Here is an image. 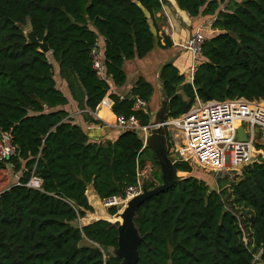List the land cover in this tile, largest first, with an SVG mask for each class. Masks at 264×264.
<instances>
[{
  "label": "trees",
  "instance_id": "trees-1",
  "mask_svg": "<svg viewBox=\"0 0 264 264\" xmlns=\"http://www.w3.org/2000/svg\"><path fill=\"white\" fill-rule=\"evenodd\" d=\"M175 1L190 17L213 18L214 32L206 34L193 82L174 63L161 67L169 117L187 112L196 96L264 100V0ZM167 4L0 0V131H10L18 147L16 156L0 159V264H121L109 251L118 246V222L78 223L94 212L87 188L92 185L101 199L121 195L151 163L150 177L143 180L153 189L163 181L158 159L136 130L115 140L92 139L66 109L69 98L56 73L80 110L95 111L110 85L93 68L91 47L103 38L106 74L116 86L124 85V62L154 49ZM28 24L40 40L46 36L51 53L27 42ZM171 45L167 36L163 46ZM153 94L154 86L140 77L127 96L110 94L112 110L148 125L151 113L135 110L134 98L149 102ZM99 114L115 119L109 109L100 107ZM84 117L102 124L89 111ZM175 165L192 174L137 209L135 222L144 236L138 264H252L260 250L264 262V157L245 166L237 181L218 178V188L188 163ZM33 177L41 181L39 188L29 185ZM108 212L116 215L118 207Z\"/></svg>",
  "mask_w": 264,
  "mask_h": 264
},
{
  "label": "built area",
  "instance_id": "built-area-1",
  "mask_svg": "<svg viewBox=\"0 0 264 264\" xmlns=\"http://www.w3.org/2000/svg\"><path fill=\"white\" fill-rule=\"evenodd\" d=\"M170 27L174 29L173 19L167 16ZM206 34L202 28L194 30L189 40L186 39L181 47L192 54L193 64L190 68L189 82H193L196 67L203 55V46L206 42ZM90 59L93 68L99 78L107 81L110 78L106 74L104 64L103 46L100 39L90 49ZM134 109L150 113L149 103L140 96H135ZM166 129L172 132L169 139L174 148L177 159L188 163L193 168H201L221 177L222 174L231 173V169L242 170L245 166L264 157V150L258 148L256 143L259 133L264 136V100H248L240 97L226 100L202 101L198 96L191 108L180 117H168L164 123ZM244 126L248 135L246 141L238 139V127ZM115 126L125 130H144L147 134L155 127V124L141 125L135 115L126 118L117 116ZM18 154V147L14 143L13 134L10 131H0V159H8ZM152 165L148 163L138 171L137 183L125 187L121 195L111 196L103 200L106 207L126 204L133 197L143 192V176L151 172ZM150 174V173H149ZM30 186L39 188L41 181L33 177ZM244 242L248 245L246 228L240 224ZM262 250L254 254L252 264H258L261 260Z\"/></svg>",
  "mask_w": 264,
  "mask_h": 264
},
{
  "label": "crops",
  "instance_id": "crops-1",
  "mask_svg": "<svg viewBox=\"0 0 264 264\" xmlns=\"http://www.w3.org/2000/svg\"><path fill=\"white\" fill-rule=\"evenodd\" d=\"M167 1L168 4L164 7V12L162 13V17L167 16L166 15L167 7L171 9L172 15L174 17L173 8H175L176 12H178L182 16L184 21L188 24V26L192 28V32L194 31L193 30L194 27L195 29L202 28L203 32H205V34L207 35H210L214 32L211 26L213 18L205 17V16H199L194 18L190 17L186 11L179 8L175 0H167ZM185 14L188 17V19L184 16ZM160 15L161 14L158 13L157 17H159ZM173 17H172L174 23L173 30L172 29L167 30L168 29V26H166L167 20L162 19L159 21L157 44L152 51H150L146 56L142 58L136 57L132 60H127L124 62V70L127 75V79L124 85L116 86L110 79V89L107 95L105 96V98L102 100V102L104 101L110 102L109 110L115 117V119L112 122L107 121L106 119L99 116V110L102 102L98 105L95 111H90L87 109L80 110L78 102L75 101L72 97L68 84L62 78L58 80L59 86L69 98V103L66 105V109L70 112V116H72L74 121L80 124L86 130V132L90 135L92 139L99 141L115 140L123 132L122 130L118 129V127L115 126L117 115L112 110L113 101L110 98L111 93H117L121 97L127 96L130 93V90L132 89L134 84L137 82V80L140 77H144L148 82H150L154 86V94L152 96L151 101L148 102L150 113L152 114L160 108V107L156 109L153 108L154 101L158 97L160 100V104L162 101V88H161L162 81L160 80V70L161 67L166 62H169L171 59H174L173 63L179 68L180 72L186 76V81H189L190 68L193 64V58L191 53H190V58L187 57L186 54L187 51L184 50L180 45L187 38L188 30L186 27L180 24L179 21L175 19V17L174 18ZM167 36L172 41V45L170 47L163 46L166 43ZM102 39L103 38L101 37L100 42L103 46ZM88 111L91 112V115L95 119L101 120L102 124H95L88 122L84 117V113ZM258 139L260 142H264V136L261 133H259ZM260 142H257L256 145L262 146ZM169 146H170V153L175 154L176 152L174 148H172L171 142H169ZM262 147H263L262 149L264 150V146ZM179 172L182 175L184 174L185 176H189L192 174L189 172H182V171ZM231 176L233 177L235 175L225 173L221 177L211 176L212 179L208 180V183L211 185V187L218 188V182H217L218 178H224V177L232 178ZM201 178L206 180L205 177H201ZM86 194L88 196L90 204L94 207V212L86 213V215L84 216L85 218L83 217L84 220H87L84 225H87L99 219H106L111 222H114L113 220H111V218L112 216H116V215L109 214L108 212L109 207H105L103 205L102 203L103 200L100 198V196L98 195V193L96 192V190L92 185L88 186ZM92 214L97 215V217L92 218L91 217Z\"/></svg>",
  "mask_w": 264,
  "mask_h": 264
},
{
  "label": "water",
  "instance_id": "water-1",
  "mask_svg": "<svg viewBox=\"0 0 264 264\" xmlns=\"http://www.w3.org/2000/svg\"><path fill=\"white\" fill-rule=\"evenodd\" d=\"M173 9L175 19H177L180 24L187 28L188 36L186 39L189 40L192 33V28L188 26L182 16L176 12V9ZM24 33L28 43L38 45L39 49L45 54L51 53V48L46 40V36L43 38V40H40L36 36V33L31 25L27 31L24 30ZM173 61L174 59H171L169 63H173ZM161 88V106L156 112L151 114V123L155 124V127H153L148 134L144 130L136 131L139 132L140 139L143 141L144 147L151 148L154 151L161 168L163 181L155 188L148 189L146 187L145 181L143 180V192L130 199L126 204H119V207L123 209L116 215H120L122 217V221L116 220L113 222L119 223L117 227L119 233L118 246L110 248V251L115 257L121 260V264H138L139 261V246L144 240V236L141 235L135 219L137 217V209L140 204L146 199H149L158 193L173 187L178 181L187 177L185 175H181L176 168L175 164L177 154L170 153L169 138L167 135L166 126L164 125L170 113V100L163 82L161 83ZM238 139L242 141H246L248 139V135L246 134L243 125L238 127ZM257 142H260L259 139H257ZM260 144L264 146V142H260ZM231 173H233L235 176H239L242 175V170L231 169Z\"/></svg>",
  "mask_w": 264,
  "mask_h": 264
},
{
  "label": "rangeland",
  "instance_id": "rangeland-1",
  "mask_svg": "<svg viewBox=\"0 0 264 264\" xmlns=\"http://www.w3.org/2000/svg\"><path fill=\"white\" fill-rule=\"evenodd\" d=\"M166 15L167 16H171V17H173V15H172V12H171V9H169V7H167V9H166ZM166 16V17H167ZM187 19H188V17L186 16V14L184 15ZM174 18V17H173ZM176 21V20H175ZM167 25L166 26H168V28L170 27V25H169V20H168V18H167ZM30 28V25L28 24V25H26L25 26V31H27L28 29ZM205 33V32H204ZM186 41V39L184 40V42ZM186 54H187V57H189L190 58V52L189 51H187L186 52ZM52 58V57H51ZM52 60V59H51ZM192 60V59H191ZM53 62H54V65H55V69L56 70H58V64L53 60ZM57 72V71H56ZM57 74V79L59 80L60 79V76H59V74L58 73H56ZM161 106V104H160V100H159V97L154 101V103H153V108L154 109H156V108H159L160 106ZM171 134H172V132L171 131H169L168 129H167V135H168V138L169 139H171ZM194 172L196 173V175H199L200 177H206V178H210L209 176L211 175V176H213L214 177V174H212V173H210V172H208V171H204V170H201V168H196V169H194ZM150 172H148L147 174H146V176H143L145 179L147 178V177H150V174H149ZM181 174V173H180ZM182 175V174H181ZM184 175V174H183ZM224 174H222V176H223ZM229 177V176H228ZM232 177V176H231ZM230 180H232V181H237L239 178L238 177H236V176H233L232 178H229ZM102 203H103V201H102ZM104 205V204H103ZM117 207H118V212L119 211H122L121 210V208L119 207V205H116ZM106 207V206H105ZM116 216H118V215H116ZM78 223L80 224V225H84L85 223H86V220H84V218H81V219H79V221H78ZM110 251V250H109ZM258 264H264V262L263 261H261V260H258V262H257Z\"/></svg>",
  "mask_w": 264,
  "mask_h": 264
},
{
  "label": "bare ground",
  "instance_id": "bare-ground-1",
  "mask_svg": "<svg viewBox=\"0 0 264 264\" xmlns=\"http://www.w3.org/2000/svg\"><path fill=\"white\" fill-rule=\"evenodd\" d=\"M109 104H110V102H108V101H104V102H102V104H101V108H103L104 110H106V109H109ZM99 116L100 117H102L103 118V116H101L100 114H99ZM113 120H111L110 122H112ZM123 209V208H122ZM121 209V210H122ZM92 218H95V217H97V215H93L92 214V216H91ZM85 218V217H84ZM111 220H113V221H115V220H119V221H122V217L119 215V216H112V218H111ZM87 221V220H86Z\"/></svg>",
  "mask_w": 264,
  "mask_h": 264
}]
</instances>
